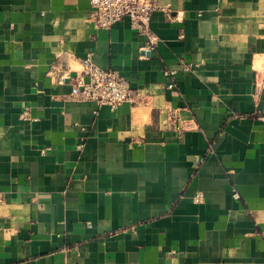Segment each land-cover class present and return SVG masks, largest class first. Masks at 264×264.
I'll list each match as a JSON object with an SVG mask.
<instances>
[{"label": "crops", "instance_id": "1", "mask_svg": "<svg viewBox=\"0 0 264 264\" xmlns=\"http://www.w3.org/2000/svg\"><path fill=\"white\" fill-rule=\"evenodd\" d=\"M159 3L149 47L0 0V264H264V0ZM89 52L133 101L71 95Z\"/></svg>", "mask_w": 264, "mask_h": 264}, {"label": "built area", "instance_id": "2", "mask_svg": "<svg viewBox=\"0 0 264 264\" xmlns=\"http://www.w3.org/2000/svg\"><path fill=\"white\" fill-rule=\"evenodd\" d=\"M90 2L92 8L89 19L97 27L110 28L117 21L128 18L133 28L148 37L149 47L158 40L151 21L153 13L160 8L159 0H90ZM81 62L82 69L75 77L72 96L95 101L98 106L108 105L112 109H116L123 102L134 100L136 90L119 71L98 66L92 52L87 53ZM235 197H239V193L236 192ZM194 199L196 202H203L205 194L197 192Z\"/></svg>", "mask_w": 264, "mask_h": 264}]
</instances>
